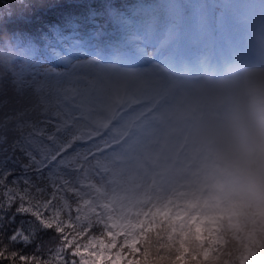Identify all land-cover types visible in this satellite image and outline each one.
<instances>
[{
  "label": "trees",
  "instance_id": "1",
  "mask_svg": "<svg viewBox=\"0 0 264 264\" xmlns=\"http://www.w3.org/2000/svg\"><path fill=\"white\" fill-rule=\"evenodd\" d=\"M50 1L55 0H0V264H238L235 233L248 224L250 203L233 222L222 218L208 224L206 230L216 225L219 232L205 240L202 231L188 225L189 210L134 222L131 207L143 195L121 174L101 177L99 156L76 164L81 151L72 142L107 130L119 95L112 94L113 106L99 126L76 131L67 141L80 69L45 74L19 65L13 58L19 47L7 41L17 26L2 20ZM16 37L30 45L26 36ZM141 80L125 76L119 91H127L129 100L142 99ZM92 82L104 86V78L95 76ZM156 175L162 187L169 175ZM159 193L154 191L151 201ZM18 230L16 242L10 241ZM72 250L75 257L68 254ZM258 251L264 252V242ZM20 256L27 259L22 262Z\"/></svg>",
  "mask_w": 264,
  "mask_h": 264
},
{
  "label": "rangeland",
  "instance_id": "2",
  "mask_svg": "<svg viewBox=\"0 0 264 264\" xmlns=\"http://www.w3.org/2000/svg\"><path fill=\"white\" fill-rule=\"evenodd\" d=\"M138 1L139 0H129V3L131 2L130 6L125 5L126 3L124 2H120L119 5L115 6V11H120L124 18L129 20V16H127L124 8H122L121 5H124L126 7L128 6L132 14L130 17L137 19V22L141 21V29L136 30L135 28L131 27L124 28V32L125 34H127V37H125L124 40L127 41L129 45H125L121 48L129 52H135V47L142 45V42H144L145 39L149 36V33H154V30L157 28L155 22L159 20L157 18V13L159 12V10L172 13L174 10L178 9V2L176 0L161 1L162 3L166 4L165 9H162V6H156L154 0H150V2L145 7L141 6V3L144 2H141L139 4ZM256 1H260L259 7H256ZM230 2L232 5L237 4L244 11L254 10L255 14H258L262 6H264L262 0H252V2H250V0H230ZM145 11L153 12V16L149 18L150 20H145ZM89 18L91 19V17ZM162 21L166 23L159 27L160 34H158L156 38L153 37L152 40L154 45L162 46V48L160 49L159 56H163V58H171L173 60V57L170 55L172 49L170 48L168 40L174 34V32L172 33L171 29H169L170 20L162 19ZM73 22V18H71L65 24L66 27L62 26L59 28L61 36L54 38L53 41L48 42L47 45H39V47L36 49L35 54L31 58L29 57L31 63L40 64L41 66L47 69L58 68L62 64H65L64 62L68 60L65 58L67 56L65 47L67 46L73 47L75 49H80L79 47L81 45V42L84 40L80 39L79 35H77L79 32H81L80 30L78 31V33H76L75 31H69L70 28H74L72 24ZM80 23H82V21H80ZM145 23L148 24L145 26ZM89 27H91V31L86 33L88 40L84 42V44L87 46L88 41H90L91 43H95L96 45H92L90 48H87V50L83 51L86 54L93 52L92 55L98 58L97 61H103L104 64H112L111 70L115 74V82L121 81V77L124 78L126 76V71H131L138 73V75L151 76L152 80L158 79L157 82L159 83L173 82L171 86L174 85L170 90V94L167 96L169 98V101L167 103L160 102L155 105H150L147 103H143L144 105L138 104V107L140 109L143 108V110L147 109L149 111L156 112L153 115H149L148 118H136V121L139 123V134L125 132L124 128L131 123V118L128 117L127 111L123 112L120 121L117 123L122 132L120 147L117 151H109V154L111 155L114 153L117 159L125 161L128 166L131 163V169L138 172V175H136V177L139 176L142 179L145 177L144 180L146 183H148V177L150 175L149 164L151 162H154L156 160L159 165L164 163L168 164L171 162H175L176 165L181 166V173L182 175H184L183 178L185 179L184 183H188L187 174L191 173L196 179H198V184L201 185V189L203 190L205 195L209 197L215 196L216 198H218V192L216 189V183L218 184V176H211L209 172L213 170H208L209 168L214 167V162L212 161L211 157L208 159L207 153H209V151H205V147L202 148V146L193 143V141L187 134V117L190 114H201V112H193L194 110H192V105L197 103L199 101V98L195 95L192 99H190L189 106L183 105L178 108H174L173 110L177 111L178 113H180L181 111L184 112L171 119H168L169 115L166 113L159 115V112H163L164 110L170 109L172 103L171 101H176V95L181 92L182 89H192L193 91H195L200 86L202 87L203 79H199L197 81H191L190 79L183 80L181 78L190 77L187 74H183V76H181L179 72H167V70H164V65L157 60L155 53H153V55L147 56V58L145 59H139V62L136 65L138 67L135 68H128V64H121L123 63L122 59L116 57L114 54H110V58H103L105 52L104 50H101V47L105 46L104 40H98L96 38L91 39V35L93 33L96 35L100 34V30L98 29V27L95 28V26ZM92 29L94 30V32ZM193 31L194 30L193 26L191 25V21H188L185 24L184 37L186 38L187 35ZM178 44V46H182V49L185 51L184 54H179V61H196L194 56H190L189 48L185 41ZM48 46H53L54 49L49 52L47 50ZM108 46L110 47V45ZM201 53H203L202 50ZM60 55L62 56V60H58L60 59V57H58ZM69 60H71V58ZM115 60H120L121 63L115 64ZM140 64H143V66H140ZM93 71H95L94 68L89 70L86 74L87 77H89V75L93 73ZM174 74H176V76ZM112 78H110V80H112ZM210 78L211 79L209 80L208 85L209 91L212 94H217L220 99L219 103H216L214 105V109L211 114L208 112H204L202 114L217 115L219 107L222 106L224 103L225 105L231 108H235V104L231 102V98L227 94V89L228 87H230L232 79L227 76H221L220 74H216V78ZM245 82L247 81H245V79H242L243 91L247 90L248 88ZM177 85L179 87H177ZM253 90L255 89L253 88ZM260 93L261 92H258V94L256 95H260ZM110 94L111 90H108L106 88V91H104V94L101 98L93 100L92 105H95V107L93 106L92 112L90 113L94 117H103L105 115V111L108 107L107 100L111 96ZM251 103L252 100H249L248 105H251ZM135 106L136 105L130 106L129 109H132ZM226 111L227 110L220 112V115H222ZM154 119H161V121L165 125H167L171 130H168L166 132H160L157 127L150 125V122L154 121ZM99 141L100 139L96 138L87 143L86 145L91 146V149H89V151L98 147ZM111 150L114 149L111 148ZM213 154L216 155L217 152L213 151ZM223 206L227 210L231 208V202L229 201V197L226 198V201L223 203ZM238 256H236L235 259L239 258L243 262L241 256Z\"/></svg>",
  "mask_w": 264,
  "mask_h": 264
},
{
  "label": "clouds",
  "instance_id": "3",
  "mask_svg": "<svg viewBox=\"0 0 264 264\" xmlns=\"http://www.w3.org/2000/svg\"><path fill=\"white\" fill-rule=\"evenodd\" d=\"M187 134L193 143L220 153L237 195L264 211V102L219 116L190 114Z\"/></svg>",
  "mask_w": 264,
  "mask_h": 264
},
{
  "label": "snow or ice",
  "instance_id": "4",
  "mask_svg": "<svg viewBox=\"0 0 264 264\" xmlns=\"http://www.w3.org/2000/svg\"><path fill=\"white\" fill-rule=\"evenodd\" d=\"M9 207H11V205H9ZM21 214H24V213H21ZM27 215H31V213H27ZM14 219V218H13ZM37 223H39V221H37ZM22 231V230H18L17 232H14L12 237H9V240L12 241V242H16V238L19 236V232ZM28 234L25 233V236H27ZM70 256L72 257H75L77 255L76 251L75 250H72L71 252L68 253ZM7 258V257H5ZM25 259H27L26 257L24 256H20V260L23 262ZM66 264H72L71 261L69 260H66Z\"/></svg>",
  "mask_w": 264,
  "mask_h": 264
},
{
  "label": "bare ground",
  "instance_id": "5",
  "mask_svg": "<svg viewBox=\"0 0 264 264\" xmlns=\"http://www.w3.org/2000/svg\"><path fill=\"white\" fill-rule=\"evenodd\" d=\"M156 51V48L155 47H152V48H150L149 50H147L145 53H149V54H152L153 52H155ZM258 51H262L261 49H258ZM254 63L253 64H255V61H253Z\"/></svg>",
  "mask_w": 264,
  "mask_h": 264
}]
</instances>
